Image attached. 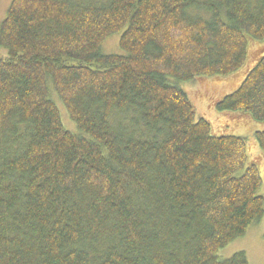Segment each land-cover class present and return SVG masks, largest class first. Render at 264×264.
Listing matches in <instances>:
<instances>
[{
  "label": "trees",
  "instance_id": "1",
  "mask_svg": "<svg viewBox=\"0 0 264 264\" xmlns=\"http://www.w3.org/2000/svg\"><path fill=\"white\" fill-rule=\"evenodd\" d=\"M115 34L125 56L101 54ZM256 44L264 0H12L0 23V264H248L216 254L263 217L260 160L170 82L233 78L213 109L263 127ZM253 137L264 156V131Z\"/></svg>",
  "mask_w": 264,
  "mask_h": 264
},
{
  "label": "rangeland",
  "instance_id": "2",
  "mask_svg": "<svg viewBox=\"0 0 264 264\" xmlns=\"http://www.w3.org/2000/svg\"><path fill=\"white\" fill-rule=\"evenodd\" d=\"M12 0H0V23L5 18L6 10ZM120 34L109 36L101 45L100 53L103 55H122L125 53L119 48L118 40ZM250 55L256 57L264 53V47L256 44L251 45L249 49ZM2 54V52H0ZM179 88L187 95L190 103L194 106L196 117L205 118L214 126L221 129L232 131L233 135L240 136L246 139L247 146L249 147V155L251 159L260 160L258 169L262 180V186L258 194L264 199V156L259 151L253 133L255 131H264V126H255L245 124L238 118L233 119L231 116L222 115L216 112L212 107V101L218 100L223 96L233 92L239 85V82L230 79H205L197 80L191 83L177 84L170 82ZM55 97V104L59 109L61 121L67 131L77 133L76 126L70 121L65 113L61 103ZM255 124V123H254ZM263 125V124H257ZM250 159V160H251ZM252 161V160H251ZM238 252H243L246 256L248 264H264V214L260 221L250 225L244 234L224 248L217 252L219 259H229L232 255Z\"/></svg>",
  "mask_w": 264,
  "mask_h": 264
},
{
  "label": "bare ground",
  "instance_id": "3",
  "mask_svg": "<svg viewBox=\"0 0 264 264\" xmlns=\"http://www.w3.org/2000/svg\"><path fill=\"white\" fill-rule=\"evenodd\" d=\"M121 32V31H120ZM122 33V32H121ZM121 35V34H120ZM102 45V44H101ZM159 198V197H158Z\"/></svg>",
  "mask_w": 264,
  "mask_h": 264
}]
</instances>
